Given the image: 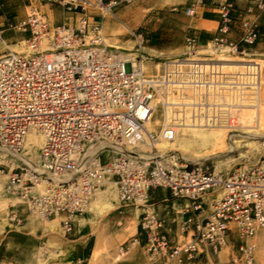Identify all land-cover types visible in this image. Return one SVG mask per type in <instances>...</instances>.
Wrapping results in <instances>:
<instances>
[{
    "label": "built area",
    "instance_id": "obj_1",
    "mask_svg": "<svg viewBox=\"0 0 264 264\" xmlns=\"http://www.w3.org/2000/svg\"><path fill=\"white\" fill-rule=\"evenodd\" d=\"M24 1L30 11L18 20L4 18L0 0V42L13 32L33 49L47 42L49 50L0 56V150L20 155L31 132L43 137L40 170L19 161L11 172L30 211L59 220L64 236L71 237L97 194L110 187L120 207L141 211L148 264H198L222 256L227 264H258L264 246V162L223 171L207 162L184 163L175 153L161 156L158 145L173 142L178 125L187 120L237 126L258 91L246 64L250 51L264 46L259 21L264 0H250L244 9L233 0H194L185 10L188 17L216 6L220 22L213 39L203 48L188 27L183 53L154 75L145 68L142 36L130 57L110 49L102 33L107 17L136 0ZM41 6L61 10L62 22L52 24ZM231 57L243 60L244 71L224 70L221 58ZM158 114L160 126L150 129ZM155 189L187 202L177 212L181 220L174 219V237L151 204ZM206 208L209 214L201 217ZM135 243L141 245L139 239L127 241L119 253Z\"/></svg>",
    "mask_w": 264,
    "mask_h": 264
},
{
    "label": "rangeland",
    "instance_id": "obj_2",
    "mask_svg": "<svg viewBox=\"0 0 264 264\" xmlns=\"http://www.w3.org/2000/svg\"><path fill=\"white\" fill-rule=\"evenodd\" d=\"M3 2L5 5L10 4L11 14L16 19L26 17L27 3L24 0ZM158 2L159 0H136L131 5L119 9L113 18L107 17L104 21L105 37L110 43L121 45L128 54L135 53L137 37L142 36L145 41L143 52L148 58L145 61V68L151 75L158 74L166 60L180 57L189 25V18L184 14V9L171 8ZM40 8L48 15L52 24L59 25L62 22L61 10L54 9L52 12L48 7ZM262 32L264 33V30ZM24 38L22 34L8 32L7 46H11L12 49L14 46L24 47L22 44ZM112 38L115 41H111ZM7 46L0 42V56L9 52ZM131 48L133 50L129 52ZM250 52L251 56L247 58L250 61L246 65L251 71L253 86H257L258 91L254 90L256 92H253L251 105L240 114L236 127L233 129L221 127L226 130L224 144L226 149L212 152L206 150L218 141V129L213 131L211 127L184 123L177 127L178 136L173 142L159 143L161 156L175 153L184 163L207 162L223 171L258 167L263 164L264 147L254 151L250 147H245V144L242 146L235 144L237 140L245 141L246 144L254 140L264 143V128L259 132L251 131L261 121L264 125V46L258 45ZM220 61L225 66V71H244L245 63L237 57L221 58ZM160 119L158 114L154 119L155 123H152L154 129L160 126ZM229 147L234 149L227 150ZM39 150L40 148L31 151L26 147L25 152L21 154L26 159L35 160L37 168L31 167L35 171L38 169ZM1 154L4 152L0 151V161L3 160L4 165L0 172V260L5 261L2 264H148L142 247L145 238L141 235L139 227L141 211L120 207L117 194L110 187L97 194L91 205V212L83 217L90 220L88 233L92 232V236L85 247H81L72 242L75 237H65L61 227L59 230L54 228L55 225L59 226V220H44L30 211L27 201L18 189H14L11 181V172L21 163L15 157L6 158ZM101 196L105 199L115 196V209L102 216L95 209L97 198ZM171 215L175 218L178 216L175 213ZM171 215L167 210H162L160 215L167 221L168 231L176 225L174 221L168 222L167 219ZM173 232L174 229L171 231L172 237ZM135 239H139L142 244L131 246L125 254L119 253L124 243ZM207 262L203 260L202 264ZM210 264H227V260L223 256L220 259L212 257ZM258 264H264V246L258 253Z\"/></svg>",
    "mask_w": 264,
    "mask_h": 264
},
{
    "label": "crops",
    "instance_id": "obj_3",
    "mask_svg": "<svg viewBox=\"0 0 264 264\" xmlns=\"http://www.w3.org/2000/svg\"><path fill=\"white\" fill-rule=\"evenodd\" d=\"M193 1L194 0H159L158 3H162L164 6H170L171 8L180 7L182 9H184V14H185V10L189 7V5ZM233 1L235 2V4L239 8H242V9L246 8L250 4V0H233ZM215 7H216L215 5H209V7H207V8H202V9L198 10L197 15L195 17H188L187 16L189 18L188 27H190L196 31V34L199 37L200 45L202 47L205 46L207 43H209L213 39V37H214L218 27H219L220 17L218 15ZM26 9H28V8H26ZM11 12L12 11L10 9V4L7 3L5 5V9L3 11L4 18L12 15ZM60 15H61V17H63V12ZM259 21L261 24H263L262 30H264V19L260 18ZM104 29H105V25H104ZM7 37H8V33H7ZM110 40L115 41V39H113V38ZM5 43H7V42H5ZM111 44L116 46V47L124 49L118 43L111 42ZM132 50H133V48L129 49V52ZM169 195L170 194L168 191L161 190V189H155V190L151 191V201H152L151 204L155 207V210L158 212L159 215L162 214V210H167V213L169 215H171V213L172 214L175 213V215H176L177 212H179L187 204V202H185L183 200H170L171 196H169ZM156 197H158V198H156ZM162 207H164V209H162ZM209 212H210V209L206 208V210L201 214V217L207 216L209 214ZM163 214H164V212H163ZM172 216L173 215H171V217H169L167 219L169 223L174 221L175 216H173V217ZM177 217H178L177 218L178 220H181V217H179V216H177ZM83 219H85L86 221ZM86 222H87V224H86ZM89 223H90V220H88L86 218L82 217L81 219H79L77 226H76V232L72 236V237H75L72 242L79 244L81 247H85V245L88 243L89 239L92 236L91 235L92 232L88 233ZM59 227H61L60 223H59V226L58 225L54 226V228L56 230H59ZM173 229H174L173 233L175 235L176 231H177L176 225H173ZM173 229H171V230L173 231ZM81 233H83V234H81ZM203 260H206V259L205 258L202 259L201 262H199L198 264H202ZM3 262L5 263L4 260H0V264H2ZM210 263H211V261L207 262V264H210Z\"/></svg>",
    "mask_w": 264,
    "mask_h": 264
},
{
    "label": "bare ground",
    "instance_id": "obj_4",
    "mask_svg": "<svg viewBox=\"0 0 264 264\" xmlns=\"http://www.w3.org/2000/svg\"><path fill=\"white\" fill-rule=\"evenodd\" d=\"M105 30H104V28H103V31H102V33L104 34V36H105V32H104ZM105 41H106V44L108 45V47L110 48V49H113L114 51H124V49H122V48H119V47H116V46H114V45H112L110 42H109V39H105ZM1 43H3L4 45H6L7 46V43H5V42H1ZM47 42H44L43 43V45L44 46H42L40 49H38V50H36V49H33L32 47H30V46H28L27 45V43H25L24 41L22 42V44L24 45V47H22V46H14V48L12 49L11 48V46H7V48H8V50H9V52H14V53H18V54H26V55H28V56H33V55H38V54H40V53H43V52H45V51H48L49 50V47L47 46V44H46ZM130 57L131 56H133L134 57V53L133 54H130L129 55ZM220 65L221 66H223V64H222V62L220 63ZM146 67V66H145ZM223 67H225V66H223ZM250 71V70H249ZM251 72V71H250ZM252 85H253V83H252ZM254 90V89H253ZM254 92V91H253ZM167 115H168V119L166 120V125H168L169 124V122L171 121V116H170V114L169 113H167L166 114V118H167ZM184 123H187V124H189V125H191L190 123H189V121L187 120L186 122H184ZM184 123H180L179 125H178V127H180V125L181 124H184ZM191 126H200V125H191ZM148 127L150 128V129H154L153 128V125H152V123H149L148 124ZM203 127H205V126H203ZM212 129H213V131H216L217 129H218V134H217V142L215 143V144H213V145H210L209 147H207V151H210V152H212V151H219V150H223V149H226V147H225V135H226V130H224L223 128H215V127H211ZM257 128H258V130H257ZM264 128V125L262 124V121H261V123H259V125L257 126V127H254V128H252L251 129V131H254V132H259L260 130H262ZM178 130V129H177ZM178 136V135H177ZM235 144L237 145V146H242L243 144H245V147H250V149L251 150H260V149H262L263 147H264V143H261V142H258V141H256V140H254V141H251V142H248L247 144H246V142L245 141H239V140H237L236 142H235ZM26 147H28L31 151L32 150H37V148H40L41 149V147H42V145H43V137H42V135L39 133V132H31L29 135H28V137H27V142H26ZM26 147H25V149H26ZM159 148V147H158ZM230 149H234V147L232 148H227V150H230ZM1 151V150H0ZM3 152V151H2ZM3 157H6V158H10V157H12V158H17L20 162H23L25 165H29L30 166V168L32 167L33 169H36L37 168V166H36V162H35V160L34 159H26L25 157H23V156H21V154L19 155V154H15V155H8L6 152H4V154H1ZM22 159V160H21ZM11 161H14V160H11ZM26 162V163H25ZM0 163H3V160H1L0 161ZM6 163V162H5ZM220 163V162H219ZM31 168V169H32ZM218 168V167H217ZM40 169H39V164H38V169H37V172L39 171ZM10 175V174H9ZM43 186H40V188H42ZM114 201H115V196H113L112 198H103L102 196L100 197V198H97V202H96V212L99 214V215H103V214H105V213H107V212H110V211H112V210H114L115 209V204H114ZM93 204V203H92ZM59 223H60V221H59ZM136 245H137V243H135L134 245H133V247H136Z\"/></svg>",
    "mask_w": 264,
    "mask_h": 264
}]
</instances>
